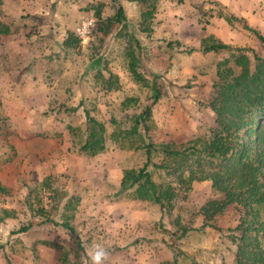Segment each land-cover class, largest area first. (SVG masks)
Listing matches in <instances>:
<instances>
[{
  "label": "rangeland",
  "instance_id": "374dc122",
  "mask_svg": "<svg viewBox=\"0 0 264 264\" xmlns=\"http://www.w3.org/2000/svg\"><path fill=\"white\" fill-rule=\"evenodd\" d=\"M77 1L74 28L81 17L94 12L87 10L85 0ZM92 1L88 5L101 8L99 18L93 16L94 27L88 38L81 41L74 35V28L67 30L60 39L68 38L71 46L55 43L47 52H53L57 61L53 66L55 73L48 72L49 68L43 73L39 67L34 77L28 76L29 81L21 82L18 88L13 83L16 90L8 92L9 96H0V264H61L62 254L67 258L66 264H91L89 253L97 245L108 252L103 264H173L175 253L178 264H229L235 247L227 229L238 224L240 208L229 206L214 220L213 225L221 230L207 227L204 232L193 228L197 230L175 241L169 235L172 233L175 238L180 234L174 226L175 218L178 216L180 225L185 227L195 223L197 207L211 197L207 184H199L189 204L177 203L160 224L153 204L115 196L122 170L139 167L144 161L142 151H123L108 140L106 150L93 157L78 152V142L83 140L86 129L85 110L103 123L108 136L114 129L111 121H123L125 115L137 112L133 107L121 108L125 97H138L143 106L150 95L129 76L127 39L125 35L115 37L120 26L112 25L106 33L99 29L102 21L121 7L118 1ZM131 1H140L141 6L135 12H127L128 18L122 9L128 33L142 46L139 71L149 79V74L156 75L162 94L152 108L153 130L147 133L148 138L155 144L185 141L212 124L213 113L207 103L212 95L216 63L228 57V52H186L199 46L189 42H196L202 35L207 37L205 28H185L181 35L163 31L155 38L154 28L162 21L157 22L155 16L144 23L150 31L146 35L138 28L146 11L144 3ZM213 4L208 1L197 8L200 26L206 27L213 13L223 9ZM251 10L247 18L233 15L244 19L264 37V4ZM185 11L183 17L177 16L180 20L188 16ZM214 23L219 37L208 36L264 57V45L242 24L235 23L231 28L221 19ZM34 29L26 28L28 38L39 35ZM98 72L105 78L109 73L116 75L118 89L105 90L102 80L96 78ZM65 220L76 231L83 251L77 248L74 236L53 225ZM27 226V231H19Z\"/></svg>",
  "mask_w": 264,
  "mask_h": 264
},
{
  "label": "trees",
  "instance_id": "16d2710c",
  "mask_svg": "<svg viewBox=\"0 0 264 264\" xmlns=\"http://www.w3.org/2000/svg\"><path fill=\"white\" fill-rule=\"evenodd\" d=\"M144 1L146 11L138 28L149 35L150 31L144 23L153 18L156 0ZM88 4L87 10L94 11L91 16L99 18L101 5ZM215 16L222 18L231 28L235 23L242 24L243 29L264 45V37L249 27L244 19L224 13L222 9H218ZM125 23L123 9L118 7L112 17L102 21L104 28L101 26L99 29L106 33L112 25L120 26L115 37L125 35L127 39L125 54L129 76L139 88L149 90L150 95L143 106L138 97H125L121 108L133 107L137 112L125 115L123 121H111L114 129L108 136L103 123L85 110L86 129L83 140L78 142V152L93 157L106 150L108 140L123 151H142L144 161L139 167L122 170L115 196L153 204L160 214V224L164 217L171 215L177 203L187 200L194 183L209 182L211 197L195 211L196 217L202 220L198 231L207 227L221 230L213 225L214 220L229 206H237L242 213L240 220L234 228L227 229L235 247L229 264H264V57L246 49L233 48L212 36L203 38L197 48L187 49L188 53L228 52V57L216 63L212 95L207 103L213 113L212 124L185 141L155 144L149 140L147 133L153 130L152 108L162 94L156 84L157 76L149 74V79L139 71L142 46L132 33H128ZM0 34H8L6 27L0 26ZM64 45L70 47L71 41L67 38ZM96 78L102 80L105 90L118 89L116 75L109 73L105 78L98 72ZM70 130L75 132L72 128ZM192 223L194 221L189 227L182 226L177 216L174 226L178 227L180 234L174 238L171 233L170 237L176 241L197 230L192 228ZM53 225L74 236L77 248L83 251L68 220L59 224L54 222ZM29 228L23 227L19 231ZM60 261L61 264L67 263L65 254ZM172 262L178 264L176 253ZM219 264L226 263L222 261Z\"/></svg>",
  "mask_w": 264,
  "mask_h": 264
},
{
  "label": "crops",
  "instance_id": "0c3cea01",
  "mask_svg": "<svg viewBox=\"0 0 264 264\" xmlns=\"http://www.w3.org/2000/svg\"><path fill=\"white\" fill-rule=\"evenodd\" d=\"M117 1L121 8L126 10L125 16L127 18V12L132 10V12H135L137 6H141L139 3L140 1ZM141 1L144 3L143 9L145 11L146 3L144 0ZM156 1V11L153 16L157 17V22L160 20L162 21H160L157 29L154 28L155 38H158V35H156L157 33L162 35L163 31L170 34L178 33L181 35L180 31H185V28L195 30H198V28H205L207 36L213 35L219 37L218 31L215 29L217 24H215L214 21H220V19L222 21L224 20L216 17L213 12V17L210 18L206 27H202L199 24V17L197 15L199 13L197 8L203 6V4L208 1L213 2L218 6H223L222 10L227 13L243 18H247L252 12L251 9H256L259 3L264 4V0ZM92 2V0L84 1L85 4ZM78 4L79 1L77 0H0V26H4L8 30L7 35L0 34V96H9L8 94L16 90L15 88H18L21 82L29 81L28 76L31 75L34 77L35 72L39 67H42L43 73L47 68H49L48 72L55 73L53 66L57 61H54L53 52H47L54 48L53 44L55 43L60 47L63 46L64 38L60 39V36L62 33L66 34L67 30H72L74 28L73 21L76 17L75 12L76 9L78 10ZM180 11H182V13L179 15L178 13ZM184 11L187 12L188 16L184 17L183 20H180L177 16L183 17L182 14ZM28 27H35L36 34L39 35H37L36 38L35 36L28 38V33L26 32V28ZM177 38L179 41L184 42L182 37L178 36ZM201 38H204V35L199 36L196 42H189L188 44L197 47ZM8 65L12 67H6ZM43 73L39 76H42ZM13 83L18 85L14 88L12 87ZM202 183L207 184L208 189L210 190V183L207 181L194 183L186 202H183V204H189L188 201L191 198V195L193 196L197 186ZM201 222V218L197 216L192 228H199ZM205 229L206 228L203 229L204 232ZM194 246L198 247L199 245L195 244ZM194 248L195 247H193V249ZM183 255L184 253H182L181 256Z\"/></svg>",
  "mask_w": 264,
  "mask_h": 264
},
{
  "label": "built area",
  "instance_id": "2783aa9c",
  "mask_svg": "<svg viewBox=\"0 0 264 264\" xmlns=\"http://www.w3.org/2000/svg\"><path fill=\"white\" fill-rule=\"evenodd\" d=\"M93 26V17L91 15H85L81 17V19L76 24L74 28V34L79 40L84 41L86 38H88Z\"/></svg>",
  "mask_w": 264,
  "mask_h": 264
},
{
  "label": "clouds",
  "instance_id": "9594fccd",
  "mask_svg": "<svg viewBox=\"0 0 264 264\" xmlns=\"http://www.w3.org/2000/svg\"><path fill=\"white\" fill-rule=\"evenodd\" d=\"M91 264H103V261L107 258L108 252L106 249L100 246H95L89 253Z\"/></svg>",
  "mask_w": 264,
  "mask_h": 264
}]
</instances>
